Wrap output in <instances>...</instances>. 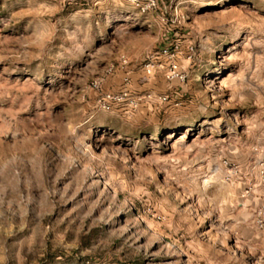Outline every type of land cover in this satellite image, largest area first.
Returning <instances> with one entry per match:
<instances>
[{
	"label": "rangeland",
	"instance_id": "rangeland-1",
	"mask_svg": "<svg viewBox=\"0 0 264 264\" xmlns=\"http://www.w3.org/2000/svg\"><path fill=\"white\" fill-rule=\"evenodd\" d=\"M134 4L0 0V264H264V0Z\"/></svg>",
	"mask_w": 264,
	"mask_h": 264
},
{
	"label": "built area",
	"instance_id": "built-area-1",
	"mask_svg": "<svg viewBox=\"0 0 264 264\" xmlns=\"http://www.w3.org/2000/svg\"><path fill=\"white\" fill-rule=\"evenodd\" d=\"M126 2H129L131 4H134V6L137 8L138 12L140 14H144L152 9L155 8L156 1L157 0H124ZM182 79L181 77L179 80ZM164 98H159V101H163ZM103 109H107L104 105H102Z\"/></svg>",
	"mask_w": 264,
	"mask_h": 264
}]
</instances>
